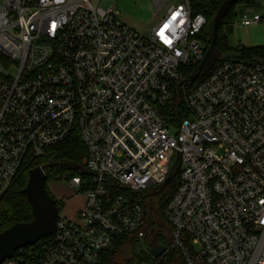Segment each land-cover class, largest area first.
<instances>
[{
  "label": "built area",
  "instance_id": "obj_1",
  "mask_svg": "<svg viewBox=\"0 0 264 264\" xmlns=\"http://www.w3.org/2000/svg\"><path fill=\"white\" fill-rule=\"evenodd\" d=\"M153 4L140 34L110 0H0V196L28 156L75 134L89 174L70 182L85 198L77 219L59 214L52 236L2 264H101L124 235L151 257L135 264L174 250L183 264H264V57L219 64L183 90L188 118L168 122L182 67L204 60L208 20L191 0ZM178 155L166 245L138 199L165 186Z\"/></svg>",
  "mask_w": 264,
  "mask_h": 264
},
{
  "label": "trees",
  "instance_id": "obj_2",
  "mask_svg": "<svg viewBox=\"0 0 264 264\" xmlns=\"http://www.w3.org/2000/svg\"><path fill=\"white\" fill-rule=\"evenodd\" d=\"M224 0H191L193 12L202 14L208 20V25L201 34L205 44L204 57L206 56L210 43L211 22L213 21L219 7ZM255 0H239L232 6L229 13L222 20L218 30V51L220 57L213 62L212 67L202 74L194 84H186L196 74L200 64L197 66L185 65L181 70V80L174 83V98L172 104L165 109V117L168 122H175L188 118L189 114L183 103V90H190L201 83L219 64L224 62H247L256 57H264V47H228L227 38L223 34L226 26L234 25L237 19L235 6L237 4L253 5ZM230 51L237 54V60H222V56ZM173 117V118H172ZM87 150L78 135L71 136L65 142L50 146L41 157L28 156L22 168L13 181L12 185L0 196V234L17 223H28L32 221V209L26 197L21 194L25 188L29 172L37 167H43L46 174L45 187L50 196L56 200L59 214L65 208L63 200H57L48 190L49 183H60L77 177L87 178L86 170ZM174 174V173H173ZM172 174V175H173ZM179 186V174L167 185L154 192L143 194L139 201L146 209L147 223L153 229L168 232L171 227L165 221V210ZM160 241H162L160 239ZM167 245V243H165ZM101 264H135L142 260H150V255L143 249L133 236H120L114 238L111 245L102 253ZM165 264H183L181 253L174 250L170 253Z\"/></svg>",
  "mask_w": 264,
  "mask_h": 264
},
{
  "label": "water",
  "instance_id": "obj_3",
  "mask_svg": "<svg viewBox=\"0 0 264 264\" xmlns=\"http://www.w3.org/2000/svg\"><path fill=\"white\" fill-rule=\"evenodd\" d=\"M239 0H224L211 22L210 47L194 74L186 84H194L195 81L206 73L213 62L220 57L218 51V30L222 20L229 13L232 6ZM181 167L180 156H177L174 174L168 178L164 185L171 182L178 174ZM46 174L43 167H37L29 172V178L25 188L21 191L31 206L33 219L28 223H17L0 234V264L14 256L15 252L23 247L34 245L43 238L52 236L56 232V223L59 209L46 187ZM157 241V238H155ZM164 246L150 244V253L159 257L165 252Z\"/></svg>",
  "mask_w": 264,
  "mask_h": 264
},
{
  "label": "rangeland",
  "instance_id": "obj_4",
  "mask_svg": "<svg viewBox=\"0 0 264 264\" xmlns=\"http://www.w3.org/2000/svg\"><path fill=\"white\" fill-rule=\"evenodd\" d=\"M105 0H102V3ZM115 11L119 14L121 21L129 28L137 31L140 34H146L147 30L152 26V17L155 12L153 0H110ZM237 19L234 25L226 26L223 29V34L227 38L228 47L235 49L237 47H264V22L255 26L242 25L240 20L243 15L252 18L254 15L264 17V0H255L253 5L237 4L235 6ZM222 60H237V54L230 51L222 56ZM186 90L185 93H188ZM70 180L55 183L58 190V199L67 201L66 208L62 214L67 217H72L76 212H80L85 205V198L75 192L71 187ZM49 183L48 185L50 186ZM164 236L160 239L166 243V230Z\"/></svg>",
  "mask_w": 264,
  "mask_h": 264
},
{
  "label": "crops",
  "instance_id": "obj_5",
  "mask_svg": "<svg viewBox=\"0 0 264 264\" xmlns=\"http://www.w3.org/2000/svg\"><path fill=\"white\" fill-rule=\"evenodd\" d=\"M48 190L53 195V197L57 198L56 196L58 195V190H57V188L55 186V183L50 184V186L48 185ZM58 200H63L66 203V205H67V201L65 199H62L61 198V199H58ZM66 205H65V208H66ZM78 214H79V212H76L75 211V213L73 214V216L72 217H68V218L69 219H72V220H76L77 217H78Z\"/></svg>",
  "mask_w": 264,
  "mask_h": 264
}]
</instances>
